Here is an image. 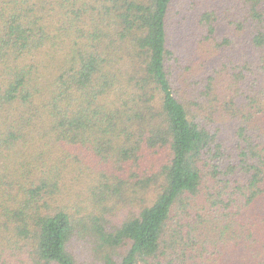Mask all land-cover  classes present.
<instances>
[{
	"label": "trees",
	"instance_id": "16d2710c",
	"mask_svg": "<svg viewBox=\"0 0 264 264\" xmlns=\"http://www.w3.org/2000/svg\"><path fill=\"white\" fill-rule=\"evenodd\" d=\"M0 264H264V0H0Z\"/></svg>",
	"mask_w": 264,
	"mask_h": 264
}]
</instances>
